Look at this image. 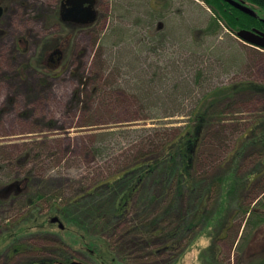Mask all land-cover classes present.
I'll return each mask as SVG.
<instances>
[{"label":"rangeland","instance_id":"obj_1","mask_svg":"<svg viewBox=\"0 0 264 264\" xmlns=\"http://www.w3.org/2000/svg\"><path fill=\"white\" fill-rule=\"evenodd\" d=\"M22 2L24 6L8 5L10 11L0 26L4 30L0 33V190L24 180L28 190L6 200L0 194V264H28L43 256L58 258L59 263L97 264L105 257L114 264H248L244 259L249 253L262 254L264 223L243 238L246 221L230 223L225 203L200 234L203 225L170 248H162L157 237L143 236V241L135 220L142 208L134 205L114 234L106 228L94 235L99 240L91 245L98 247L91 255L75 240L76 230L70 226L62 230L51 222L58 216L67 225L61 215L52 213L50 202L77 196L138 156L141 146L133 142L135 128L184 125L193 98L205 90L248 79L264 83V49L239 39L222 21L213 31L215 17L203 0H101L96 22L90 29L76 31L63 58L52 66L45 53L65 32L53 27L51 11L59 0ZM200 69L205 70L201 84L177 91L187 93V101H167L177 84L196 78ZM144 93L148 97L142 101ZM262 107L264 98L254 96L231 110L240 109L236 117L248 124L244 120ZM154 109L185 115L144 117ZM113 131L119 133L103 135V144L96 143L102 138L99 134ZM94 143L110 149L98 153ZM219 154L210 163L211 172L220 170L224 154ZM21 157L27 158L26 163L16 166L14 161ZM239 163L242 175L258 162L251 157L238 159ZM37 194L48 198L33 211L27 199ZM189 201L187 197L181 206ZM167 202L155 203L149 217L159 214ZM246 202L252 207L258 202L264 210V192ZM172 222L174 217L168 214L164 226L170 228ZM126 230L140 237H131ZM132 238L139 242H129ZM103 241L112 243L107 256Z\"/></svg>","mask_w":264,"mask_h":264},{"label":"trees","instance_id":"obj_2","mask_svg":"<svg viewBox=\"0 0 264 264\" xmlns=\"http://www.w3.org/2000/svg\"><path fill=\"white\" fill-rule=\"evenodd\" d=\"M203 1L215 17L214 23H211L213 31H216L220 21L233 32L252 27L264 31V0H247L254 15L225 0ZM162 27V22H159L158 28ZM180 28L183 29L181 25ZM204 73L205 70L200 69L196 78L191 77L188 81L177 84L176 89L167 94V101H187V93L178 95L177 91L179 88L187 91L192 85L201 84L200 78ZM254 96L264 98L263 82L248 79L216 86L205 90L200 97L193 98L194 106L186 113L188 120L184 125L159 123L149 128H135L136 137L133 142L136 146H141L138 156L103 182L99 181L77 196L64 201L51 200L52 213L59 214L66 220L64 229L70 226L76 230V233L73 232L75 240L80 241L91 255L95 254L98 247L91 245L93 241L99 240L94 235L97 232L102 233L106 228L114 234L134 205L142 208L140 216L135 219L136 231L142 233L144 242L146 240L143 236L149 240L157 237L163 245L162 248L179 244L186 234L195 233L203 225L198 230L200 234L214 216L219 214L225 203L229 206L230 223L236 220L246 221L244 238L249 230L264 223V210L260 209L259 203L252 207L246 202L248 199L255 200L258 193L264 192V107L244 120L247 121L246 124L243 119L236 117L241 112L240 109L237 112L232 111L231 106L249 101ZM146 97L148 96L144 93L142 101ZM158 99L163 100L160 95ZM141 109L146 110L143 107ZM154 110L155 112L144 113V117L157 119L185 115L184 111L164 113L161 109ZM117 133L119 132L99 134L102 138L96 143L103 144V135L105 137ZM231 143L234 144L233 147ZM96 145L94 143V149L98 153L110 149L108 146L104 149L97 148ZM219 152V156L224 154L223 161L220 170L214 173L211 172V162ZM251 157H255L258 163L241 175L238 159L244 161ZM26 160L27 158L21 157L14 164L24 165ZM234 161H237L236 166L233 165ZM187 197L190 199L188 206H181ZM45 198L48 197L44 194H37L33 198L30 196L27 199L28 205L36 211ZM166 199L168 202L161 206L162 211L150 218L149 210L153 205H160ZM168 214L174 217V225L170 228L164 226ZM224 229L228 231L230 227L225 226ZM126 234L140 237L137 236L138 232L129 230H126ZM134 241L139 242V239H129V242ZM103 242L102 248L107 256L112 250V243ZM64 258L65 261L70 259L69 256ZM245 258L248 264H264V249L262 254L249 253ZM28 264L60 263L58 258L43 256L29 261ZM97 264H114V260L102 257Z\"/></svg>","mask_w":264,"mask_h":264},{"label":"flooded vegetation","instance_id":"obj_3","mask_svg":"<svg viewBox=\"0 0 264 264\" xmlns=\"http://www.w3.org/2000/svg\"><path fill=\"white\" fill-rule=\"evenodd\" d=\"M23 0H0V26L2 23V19H5L6 14L10 11L8 5L15 3V2H20L22 6H24ZM226 2H228L229 4H231L229 1L225 0ZM245 6H248V1L247 0H235ZM72 2V1H71ZM101 0H95V4H94V9L97 12V18L99 16V4H100ZM88 3H85V6ZM232 5V4H231ZM234 6V5H232ZM73 7V4H69L68 0H59V5L53 10L51 11V16L53 19H55V25L53 27H58L60 30L65 31L64 33L60 34L57 38L56 41L54 42V46L53 49L50 51H46L45 55H47V58L49 60V64L53 66L54 63H57L63 58L64 56V49L69 45L70 41L72 40L71 38H73V35L76 31L78 30H87L90 29L91 26L96 22L94 21L93 23H87V22H83L80 21V19H74L69 16V9H71ZM236 7V6H235ZM249 7V6H248ZM241 10V9H240ZM65 17V18H64ZM253 28H257V27H252ZM259 29V28H257ZM261 30V29H260ZM263 31V30H262ZM4 30L2 28H0V33H3ZM24 183L26 182V180L23 181ZM21 181V183H23ZM9 184V183H8ZM7 185V184H6ZM27 186L26 183L22 184V188L20 192H27ZM15 192V193H13ZM17 191L13 190L12 192H5V190H0V194L2 195L1 198L3 200H6L7 198L11 197V194L14 195L16 194ZM52 223H56L59 228H64V224L63 226L60 225V221H56L53 222L51 219ZM263 249H264V245H263Z\"/></svg>","mask_w":264,"mask_h":264},{"label":"water","instance_id":"obj_4","mask_svg":"<svg viewBox=\"0 0 264 264\" xmlns=\"http://www.w3.org/2000/svg\"><path fill=\"white\" fill-rule=\"evenodd\" d=\"M227 1H229L232 5L236 6L242 11L254 15V10L252 8L245 6L235 0H227ZM68 3L73 4V7L69 9L68 17L74 19H80V21L87 23L89 22L93 23L94 21H96L97 12L93 7L95 4V0H68ZM85 3L88 4L85 6ZM236 35L239 39L243 40L244 42L264 49V31L257 28H253V29L243 28L236 31ZM21 188H22L21 181H13L5 185L2 189L5 190V192L7 193V192H12L13 190L20 192ZM52 221L56 222V221H60V219L58 216H55L52 218ZM60 225L63 226L61 222ZM60 264H86V263L74 260L71 262H62Z\"/></svg>","mask_w":264,"mask_h":264}]
</instances>
